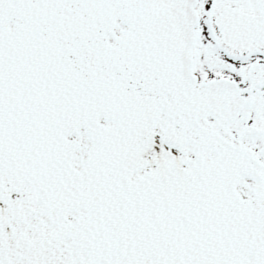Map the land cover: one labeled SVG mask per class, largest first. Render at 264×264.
Here are the masks:
<instances>
[{
    "label": "snow or ice",
    "instance_id": "6c2138e0",
    "mask_svg": "<svg viewBox=\"0 0 264 264\" xmlns=\"http://www.w3.org/2000/svg\"><path fill=\"white\" fill-rule=\"evenodd\" d=\"M0 264H264V0H0Z\"/></svg>",
    "mask_w": 264,
    "mask_h": 264
}]
</instances>
